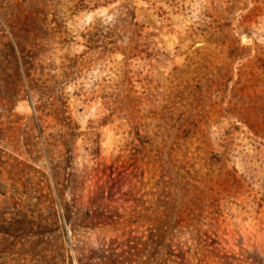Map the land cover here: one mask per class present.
I'll return each mask as SVG.
<instances>
[{
	"label": "rangeland",
	"instance_id": "rangeland-1",
	"mask_svg": "<svg viewBox=\"0 0 264 264\" xmlns=\"http://www.w3.org/2000/svg\"><path fill=\"white\" fill-rule=\"evenodd\" d=\"M0 264H264V0H0Z\"/></svg>",
	"mask_w": 264,
	"mask_h": 264
}]
</instances>
